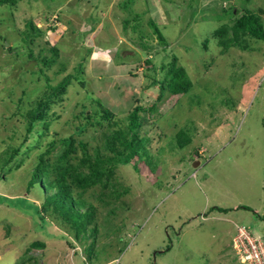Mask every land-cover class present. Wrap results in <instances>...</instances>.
Listing matches in <instances>:
<instances>
[{
	"label": "rangeland",
	"instance_id": "obj_1",
	"mask_svg": "<svg viewBox=\"0 0 264 264\" xmlns=\"http://www.w3.org/2000/svg\"><path fill=\"white\" fill-rule=\"evenodd\" d=\"M242 2L264 26V0ZM228 4L17 0L14 6H0L1 153L23 140L25 119L19 112L29 109L49 85L73 73L79 62L84 70V86L71 80L49 110L55 115L47 132L40 135L36 126L38 132L11 161V173L0 178V264L246 263L238 253L237 226L264 241V40L248 36L235 44L229 28L214 35L220 25L232 26L243 11L236 5L228 13ZM28 19L43 31L30 45L22 41ZM149 19L162 31L166 45L158 42ZM219 40L226 41V47L219 46ZM51 46L58 48V57L46 67L39 58L49 56ZM173 57L195 85L185 95L165 91L159 101V89L150 82L153 76L163 78ZM196 96L213 102L214 110L208 105L204 113L190 108V97ZM91 98L114 111L123 126L135 105L156 106L140 112L139 132L148 160L136 156L115 164L105 187L94 184L85 191V201L94 208L89 228L96 232L78 240L54 217L38 228L37 217L27 212L29 203L12 197L26 196L39 204L36 190L35 196L27 194L22 179L51 140L54 146L46 155L51 161L70 135L85 142L90 153L99 148L103 155L111 154L102 149L103 133L111 130L105 121L103 127L78 132L84 119L75 115L95 107ZM180 127L190 136L182 147L177 143ZM32 241L44 246L26 253ZM242 241L244 247L250 245Z\"/></svg>",
	"mask_w": 264,
	"mask_h": 264
},
{
	"label": "trees",
	"instance_id": "obj_2",
	"mask_svg": "<svg viewBox=\"0 0 264 264\" xmlns=\"http://www.w3.org/2000/svg\"><path fill=\"white\" fill-rule=\"evenodd\" d=\"M17 0H0V6H14ZM228 3L227 11L236 8V5L241 6L243 10L233 22L232 26L226 24L220 25L213 31L214 35H222L227 28L230 29L231 39L233 43L239 42L242 44L245 37L251 39L264 40V26L257 13L241 3L249 2L250 0H226ZM232 1V2H230ZM125 7V3H122ZM128 21L123 22V27H126ZM148 25L152 28V32L156 36L161 45L167 44V39L162 31L157 26L153 19L147 21ZM43 31L37 27L31 19L26 20L25 29L22 32V41L26 45L33 43L34 38L40 37ZM219 46L226 47V41L219 40ZM145 46V45H144ZM206 47V41L205 45ZM49 56H41L40 62L49 67L55 63L58 57V48L51 46ZM29 57L32 56V50H28ZM235 60V59H234ZM151 60L147 59L149 63ZM82 62H79L74 69L73 73L64 75L56 84L49 85L41 95L30 102V108L25 112H19V115L25 119L24 122V135L23 140L18 145L9 144L5 153L0 152V178H3L7 173H11V161L18 155L20 146L29 138L32 137L38 130L35 128L40 125L41 134L47 132L51 122L52 115L49 110L53 104L61 99L62 95L66 92L71 80H76L81 86H84V73ZM163 67V65H161ZM155 71V68H152ZM42 71V70H41ZM156 85L159 89V94L156 99L161 100L163 93L166 91L168 95H185L194 88V82L190 79L186 69L183 65L177 63L176 57H173L171 62L164 71L163 78L152 77L150 86ZM200 96L191 98L189 103L190 108L196 106L203 112V108L208 106L213 111L214 103L210 101H203ZM21 99L18 98V102ZM92 104H95L89 112L83 109L80 114L75 115L76 118L82 114L83 121L77 126L78 132H83L87 127L101 126L103 121L106 122V127L111 129L110 132L103 133V146L102 149L111 152L110 155L102 154L100 149L97 148L93 153L87 151V144L82 140H78L74 136H68L62 139V151L54 161H51L47 153L53 148L54 140L46 144L45 150L36 156V161L28 171V177L22 179L25 182V192L34 195V190L40 199L39 204L31 201L26 196H15L12 198L21 199L29 203L28 209L31 214L37 217L40 229H43V224H46V218L54 217L60 220V223L66 225L67 229H71L76 239L88 236L95 233L96 230L89 224L92 223L94 217L93 205L87 203L84 199L85 191L94 184H101L105 187L110 177L113 174V167L118 163H127L134 157L145 158L148 160L149 153L144 149L145 138L140 135L141 118L140 112H150L154 110L156 103L147 108L141 105H135L131 108L125 119V125H121V120L117 114L110 108L106 107L101 101L93 98L89 99ZM222 103V102H221ZM208 105V106H207ZM19 106V105H17ZM21 109V108H20ZM19 111V109H18ZM97 114L99 118L93 120L94 115ZM212 114V112H209ZM190 124V122H186ZM188 129H195L189 126ZM189 133L186 129L179 128L177 131V143L182 147L186 145L189 139ZM81 150V156H78V150ZM23 178V177H22ZM34 195V196H35ZM7 200L11 199L4 197ZM84 208L83 210H81ZM239 208L249 209L247 206H239ZM220 211H226L217 207ZM256 213V212H254ZM264 219V217H262ZM46 229V227H45ZM47 232V231H46ZM65 236V235H64ZM43 247L44 243L39 241H32L25 252L28 253L33 247ZM31 257L29 263L32 261ZM28 262H17V264H27Z\"/></svg>",
	"mask_w": 264,
	"mask_h": 264
},
{
	"label": "built area",
	"instance_id": "obj_3",
	"mask_svg": "<svg viewBox=\"0 0 264 264\" xmlns=\"http://www.w3.org/2000/svg\"><path fill=\"white\" fill-rule=\"evenodd\" d=\"M237 227L239 241L241 240V250L238 253L242 261H245V264H264V241L260 237L256 240L252 239L250 236L253 234L246 228L249 234L245 230H241V226ZM242 238L247 240L250 245L244 247Z\"/></svg>",
	"mask_w": 264,
	"mask_h": 264
},
{
	"label": "clouds",
	"instance_id": "obj_4",
	"mask_svg": "<svg viewBox=\"0 0 264 264\" xmlns=\"http://www.w3.org/2000/svg\"><path fill=\"white\" fill-rule=\"evenodd\" d=\"M250 233L254 235V233H253V232H250Z\"/></svg>",
	"mask_w": 264,
	"mask_h": 264
}]
</instances>
